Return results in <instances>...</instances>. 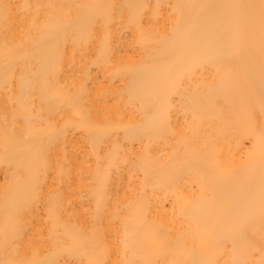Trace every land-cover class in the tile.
<instances>
[{
    "label": "bare ground",
    "instance_id": "1",
    "mask_svg": "<svg viewBox=\"0 0 264 264\" xmlns=\"http://www.w3.org/2000/svg\"><path fill=\"white\" fill-rule=\"evenodd\" d=\"M264 0H0V264H264Z\"/></svg>",
    "mask_w": 264,
    "mask_h": 264
},
{
    "label": "snow or ice",
    "instance_id": "2",
    "mask_svg": "<svg viewBox=\"0 0 264 264\" xmlns=\"http://www.w3.org/2000/svg\"><path fill=\"white\" fill-rule=\"evenodd\" d=\"M261 141H262V143H264V136L261 137Z\"/></svg>",
    "mask_w": 264,
    "mask_h": 264
}]
</instances>
